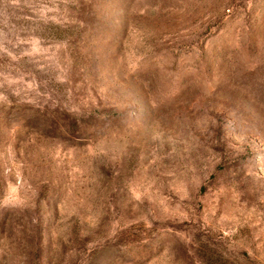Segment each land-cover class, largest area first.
<instances>
[{
  "label": "rangeland",
  "instance_id": "obj_1",
  "mask_svg": "<svg viewBox=\"0 0 264 264\" xmlns=\"http://www.w3.org/2000/svg\"><path fill=\"white\" fill-rule=\"evenodd\" d=\"M0 264H264V0H0Z\"/></svg>",
  "mask_w": 264,
  "mask_h": 264
}]
</instances>
